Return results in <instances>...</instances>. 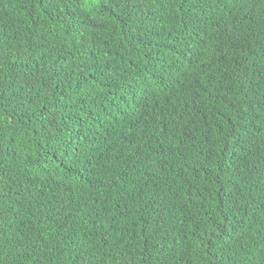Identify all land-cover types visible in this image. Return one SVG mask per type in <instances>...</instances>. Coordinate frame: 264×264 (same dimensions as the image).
Here are the masks:
<instances>
[{
  "label": "trees",
  "instance_id": "16d2710c",
  "mask_svg": "<svg viewBox=\"0 0 264 264\" xmlns=\"http://www.w3.org/2000/svg\"><path fill=\"white\" fill-rule=\"evenodd\" d=\"M0 264H264V0H0Z\"/></svg>",
  "mask_w": 264,
  "mask_h": 264
}]
</instances>
